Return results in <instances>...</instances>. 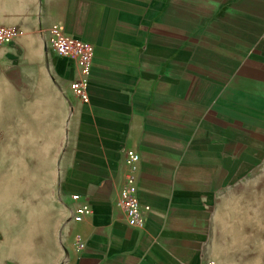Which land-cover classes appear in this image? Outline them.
Segmentation results:
<instances>
[{
	"label": "crops",
	"instance_id": "0c3cea01",
	"mask_svg": "<svg viewBox=\"0 0 264 264\" xmlns=\"http://www.w3.org/2000/svg\"><path fill=\"white\" fill-rule=\"evenodd\" d=\"M53 25L91 45L89 103L72 95L74 64L54 58L67 82L61 184L69 237L54 264H203L213 257V203L228 155L264 119V0H0V27L22 31L36 51ZM33 44V45H32ZM47 49V46H46ZM264 133V130H263ZM140 155L138 197L150 207L144 230L117 208L127 167ZM93 214L71 221V195ZM84 237L82 253L73 249Z\"/></svg>",
	"mask_w": 264,
	"mask_h": 264
},
{
	"label": "rangeland",
	"instance_id": "374dc122",
	"mask_svg": "<svg viewBox=\"0 0 264 264\" xmlns=\"http://www.w3.org/2000/svg\"><path fill=\"white\" fill-rule=\"evenodd\" d=\"M36 46H0V264H54L69 237L61 184L68 85L44 37ZM256 126L242 154L228 155L227 170L212 172L220 178L212 234L219 264H264V119Z\"/></svg>",
	"mask_w": 264,
	"mask_h": 264
},
{
	"label": "built area",
	"instance_id": "2783aa9c",
	"mask_svg": "<svg viewBox=\"0 0 264 264\" xmlns=\"http://www.w3.org/2000/svg\"><path fill=\"white\" fill-rule=\"evenodd\" d=\"M22 31L16 27H0V46L12 45ZM47 49L56 57L71 61L77 69V78L70 82V91L73 96L83 103H89V79L95 57L93 45L68 34L61 25H53L47 32ZM124 182L119 190L116 206L123 213L127 224L135 229L144 230L147 223L150 207L142 205L138 197V187L135 177V166L140 160V155L133 149H125ZM73 207L71 221L75 224L82 223L93 214L92 207L87 202H82L79 194L71 195ZM73 249L82 253L86 248L84 237L75 234L72 238ZM68 256V251L64 249ZM203 264H219L215 259L209 258Z\"/></svg>",
	"mask_w": 264,
	"mask_h": 264
},
{
	"label": "bare ground",
	"instance_id": "6f19581e",
	"mask_svg": "<svg viewBox=\"0 0 264 264\" xmlns=\"http://www.w3.org/2000/svg\"><path fill=\"white\" fill-rule=\"evenodd\" d=\"M7 95V94H6Z\"/></svg>",
	"mask_w": 264,
	"mask_h": 264
}]
</instances>
